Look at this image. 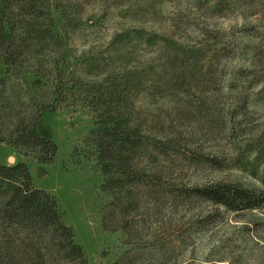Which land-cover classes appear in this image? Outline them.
<instances>
[{
  "label": "rangeland",
  "instance_id": "1",
  "mask_svg": "<svg viewBox=\"0 0 264 264\" xmlns=\"http://www.w3.org/2000/svg\"><path fill=\"white\" fill-rule=\"evenodd\" d=\"M50 6L64 43L43 57L74 89L38 129L59 152L44 164L0 142V164H28L90 264H114L127 252L132 264H264V204L233 212L195 193L219 182L264 193V0ZM6 69L0 62V77ZM28 76L38 97L45 79ZM111 83L125 90L127 115L144 136L145 183L134 187L126 218L132 235L104 226L106 215L111 228L124 216L87 145L96 112L77 92L86 97Z\"/></svg>",
  "mask_w": 264,
  "mask_h": 264
},
{
  "label": "trees",
  "instance_id": "2",
  "mask_svg": "<svg viewBox=\"0 0 264 264\" xmlns=\"http://www.w3.org/2000/svg\"><path fill=\"white\" fill-rule=\"evenodd\" d=\"M50 2L0 0V62L7 67L0 77V142L34 155L44 164L55 161L59 146L39 131L38 122L46 110L59 108L74 89L64 75L49 70L43 57L48 50L57 54L64 43ZM29 73L45 79L38 87V97ZM118 87L103 85L86 97L82 90L77 92L96 112L87 145L105 177L104 190L114 197L112 205L118 204L117 210L124 216V224L111 228L106 215L104 226L132 235L137 230L126 218L131 217L134 206L130 200L134 187L145 183L146 172L138 161L144 136L127 115L128 98ZM195 193L233 212L264 204L263 192L239 183L219 182L197 188ZM130 255L125 253L114 264H132ZM0 264H90L74 229L64 222L56 196L35 185L30 167L23 161L0 164Z\"/></svg>",
  "mask_w": 264,
  "mask_h": 264
}]
</instances>
